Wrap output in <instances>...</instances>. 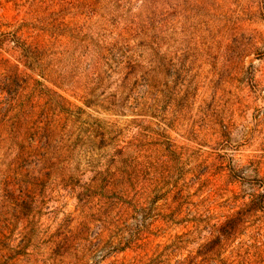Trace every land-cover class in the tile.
Instances as JSON below:
<instances>
[{
    "label": "rangeland",
    "instance_id": "rangeland-1",
    "mask_svg": "<svg viewBox=\"0 0 264 264\" xmlns=\"http://www.w3.org/2000/svg\"><path fill=\"white\" fill-rule=\"evenodd\" d=\"M0 264H264V0H0Z\"/></svg>",
    "mask_w": 264,
    "mask_h": 264
}]
</instances>
